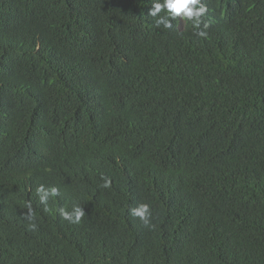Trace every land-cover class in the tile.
Listing matches in <instances>:
<instances>
[{
    "label": "trees",
    "instance_id": "1",
    "mask_svg": "<svg viewBox=\"0 0 264 264\" xmlns=\"http://www.w3.org/2000/svg\"><path fill=\"white\" fill-rule=\"evenodd\" d=\"M202 3L0 0V264H264V0Z\"/></svg>",
    "mask_w": 264,
    "mask_h": 264
},
{
    "label": "clouds",
    "instance_id": "2",
    "mask_svg": "<svg viewBox=\"0 0 264 264\" xmlns=\"http://www.w3.org/2000/svg\"><path fill=\"white\" fill-rule=\"evenodd\" d=\"M161 9L164 10L166 16H180L179 24H181L182 19H187L191 21V24L199 29L201 24V19L208 12L207 6L202 3V0H153V6L149 9L148 15H155L157 12H160ZM163 22L165 28H171L173 25L168 20L157 21V24ZM204 27L208 28V23H204ZM196 35L201 37H207L206 31H197ZM111 132L115 129V125L110 121ZM103 187L107 188L111 185V180L107 177H103ZM37 195L39 196L40 202L47 205L50 198H54L59 195V189L55 186L45 187L44 185H39L36 189ZM28 208V213L26 217L29 220L33 219L31 204L26 205ZM60 217L69 223L78 224L81 219L84 217L85 213L82 210V207L76 205L73 206L71 211H68L64 208L58 209ZM131 215L133 217L139 218V220L144 225H149L152 217L151 208L148 203H141L137 207L131 209ZM31 229H35V223L30 225Z\"/></svg>",
    "mask_w": 264,
    "mask_h": 264
}]
</instances>
